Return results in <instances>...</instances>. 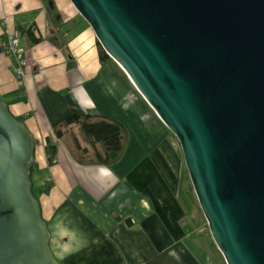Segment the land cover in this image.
Here are the masks:
<instances>
[{"label": "water", "instance_id": "95a60500", "mask_svg": "<svg viewBox=\"0 0 264 264\" xmlns=\"http://www.w3.org/2000/svg\"><path fill=\"white\" fill-rule=\"evenodd\" d=\"M179 139L228 264H264V0H71ZM32 131L0 95V264H60Z\"/></svg>", "mask_w": 264, "mask_h": 264}, {"label": "crops", "instance_id": "0c3cea01", "mask_svg": "<svg viewBox=\"0 0 264 264\" xmlns=\"http://www.w3.org/2000/svg\"><path fill=\"white\" fill-rule=\"evenodd\" d=\"M4 32L27 48L22 80L0 49V95L34 135L33 185L41 189L52 178L40 203L59 263L143 264L163 251L176 264H228L209 224L203 231L208 221L196 213L179 139L114 59L102 64L98 37L72 1L0 0V41ZM72 110L124 123L123 158L82 164L60 143L50 164L45 139ZM181 199L195 206L176 215Z\"/></svg>", "mask_w": 264, "mask_h": 264}, {"label": "trees", "instance_id": "16d2710c", "mask_svg": "<svg viewBox=\"0 0 264 264\" xmlns=\"http://www.w3.org/2000/svg\"><path fill=\"white\" fill-rule=\"evenodd\" d=\"M99 53L103 65L113 60L100 42ZM17 118L23 122L26 119ZM129 140L130 131L119 120L105 114L72 110L57 122L53 135L46 137L45 147L50 164L56 162L60 143H64L72 156L82 164L113 165L125 155ZM37 166L33 159L30 166L31 175ZM51 188L52 180L47 181L41 189L33 185V192L40 200V194L49 192ZM143 264L176 262L167 253L160 251Z\"/></svg>", "mask_w": 264, "mask_h": 264}, {"label": "built area", "instance_id": "2783aa9c", "mask_svg": "<svg viewBox=\"0 0 264 264\" xmlns=\"http://www.w3.org/2000/svg\"><path fill=\"white\" fill-rule=\"evenodd\" d=\"M0 49L13 59L12 68L14 73L22 80L26 74L27 66V48L22 38L18 34L4 32V36L0 41ZM51 180L52 178L48 177V181ZM133 221H135L134 218Z\"/></svg>", "mask_w": 264, "mask_h": 264}, {"label": "rangeland", "instance_id": "374dc122", "mask_svg": "<svg viewBox=\"0 0 264 264\" xmlns=\"http://www.w3.org/2000/svg\"><path fill=\"white\" fill-rule=\"evenodd\" d=\"M183 171H184V176L188 179V177L191 179V176H190V173H189V170H188V167H187V164L185 162V158H184V164H183ZM179 206L181 207L179 210L176 209L174 212V214L176 213L179 214V212L181 213L180 210H182L185 214H188V208L191 207V209L194 208L195 205H192V203H189L188 201H185L183 199L179 200ZM198 213V215H202V208L200 206V203H199V200H197V210H196ZM197 215V214H196ZM204 223V222H203ZM202 228H203V231L206 230L207 232V235H208V222H205V224L203 225L202 224ZM198 233V232H197ZM199 235V233H198Z\"/></svg>", "mask_w": 264, "mask_h": 264}]
</instances>
